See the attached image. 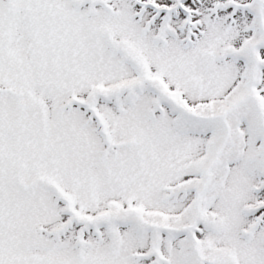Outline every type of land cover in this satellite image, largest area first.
Masks as SVG:
<instances>
[{
  "label": "snow or ice",
  "instance_id": "snow-or-ice-1",
  "mask_svg": "<svg viewBox=\"0 0 264 264\" xmlns=\"http://www.w3.org/2000/svg\"><path fill=\"white\" fill-rule=\"evenodd\" d=\"M0 264H264V0H0Z\"/></svg>",
  "mask_w": 264,
  "mask_h": 264
}]
</instances>
